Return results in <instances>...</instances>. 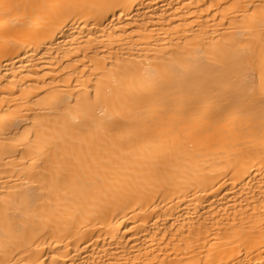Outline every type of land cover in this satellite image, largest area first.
Returning a JSON list of instances; mask_svg holds the SVG:
<instances>
[{
    "label": "bare ground",
    "instance_id": "1",
    "mask_svg": "<svg viewBox=\"0 0 264 264\" xmlns=\"http://www.w3.org/2000/svg\"><path fill=\"white\" fill-rule=\"evenodd\" d=\"M0 264H264V0H0Z\"/></svg>",
    "mask_w": 264,
    "mask_h": 264
}]
</instances>
